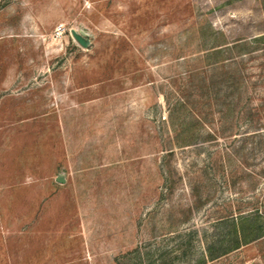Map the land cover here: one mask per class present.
Segmentation results:
<instances>
[{
	"label": "rangeland",
	"instance_id": "374dc122",
	"mask_svg": "<svg viewBox=\"0 0 264 264\" xmlns=\"http://www.w3.org/2000/svg\"><path fill=\"white\" fill-rule=\"evenodd\" d=\"M0 264H264V0H0Z\"/></svg>",
	"mask_w": 264,
	"mask_h": 264
},
{
	"label": "water",
	"instance_id": "95a60500",
	"mask_svg": "<svg viewBox=\"0 0 264 264\" xmlns=\"http://www.w3.org/2000/svg\"><path fill=\"white\" fill-rule=\"evenodd\" d=\"M75 35V38L76 40L81 44V45H86L85 41L78 35L74 34ZM57 182L60 183V184H64L65 183V179L62 178V177H58L57 178Z\"/></svg>",
	"mask_w": 264,
	"mask_h": 264
},
{
	"label": "trees",
	"instance_id": "16d2710c",
	"mask_svg": "<svg viewBox=\"0 0 264 264\" xmlns=\"http://www.w3.org/2000/svg\"><path fill=\"white\" fill-rule=\"evenodd\" d=\"M239 234H241V233L239 232ZM261 235H263V234H257L254 237H251V238H248V239H244V242L247 243V242H251L253 240H256V239L260 238ZM215 258H217V257L216 256H213V255L211 256V259H215Z\"/></svg>",
	"mask_w": 264,
	"mask_h": 264
}]
</instances>
